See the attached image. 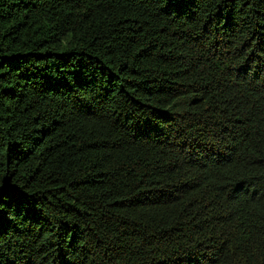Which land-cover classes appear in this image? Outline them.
<instances>
[{
	"label": "trees",
	"instance_id": "16d2710c",
	"mask_svg": "<svg viewBox=\"0 0 264 264\" xmlns=\"http://www.w3.org/2000/svg\"><path fill=\"white\" fill-rule=\"evenodd\" d=\"M0 264H264V0H0Z\"/></svg>",
	"mask_w": 264,
	"mask_h": 264
}]
</instances>
